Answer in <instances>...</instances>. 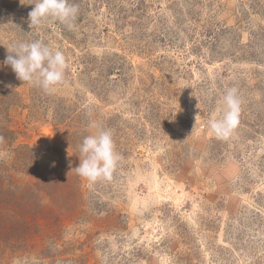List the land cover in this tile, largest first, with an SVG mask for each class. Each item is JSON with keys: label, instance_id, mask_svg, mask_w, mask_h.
<instances>
[{"label": "rangeland", "instance_id": "1", "mask_svg": "<svg viewBox=\"0 0 264 264\" xmlns=\"http://www.w3.org/2000/svg\"><path fill=\"white\" fill-rule=\"evenodd\" d=\"M34 2L0 0V264H264V0H70L72 30ZM35 40L66 57L51 94L3 64ZM97 126L121 161L92 183Z\"/></svg>", "mask_w": 264, "mask_h": 264}, {"label": "clouds", "instance_id": "2", "mask_svg": "<svg viewBox=\"0 0 264 264\" xmlns=\"http://www.w3.org/2000/svg\"><path fill=\"white\" fill-rule=\"evenodd\" d=\"M28 13L29 27L38 29L49 21H59L69 30L75 27L79 7L70 0H35ZM9 53L3 64L10 66L17 79L41 88L51 94L65 82L66 57L62 51L53 49L39 40L18 41L7 48ZM241 100L235 87L225 89L221 114L207 121L210 134L227 140L238 124ZM95 135L85 136L80 145L83 159L75 167L76 173L89 182L111 180L121 157L115 149L110 130L97 126ZM3 138L0 137V140Z\"/></svg>", "mask_w": 264, "mask_h": 264}]
</instances>
